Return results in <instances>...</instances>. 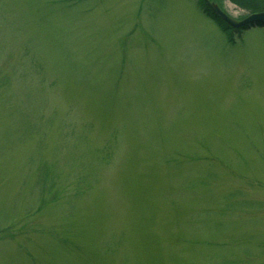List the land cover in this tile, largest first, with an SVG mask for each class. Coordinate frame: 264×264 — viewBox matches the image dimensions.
Listing matches in <instances>:
<instances>
[{
    "label": "rangeland",
    "instance_id": "obj_1",
    "mask_svg": "<svg viewBox=\"0 0 264 264\" xmlns=\"http://www.w3.org/2000/svg\"><path fill=\"white\" fill-rule=\"evenodd\" d=\"M232 28L0 0V264H264V27Z\"/></svg>",
    "mask_w": 264,
    "mask_h": 264
},
{
    "label": "water",
    "instance_id": "obj_2",
    "mask_svg": "<svg viewBox=\"0 0 264 264\" xmlns=\"http://www.w3.org/2000/svg\"><path fill=\"white\" fill-rule=\"evenodd\" d=\"M206 5L211 9V11L223 19L228 25L234 28L240 27H250L256 25H264V12L250 14L242 20H235L221 10L215 3L210 2L209 0H203Z\"/></svg>",
    "mask_w": 264,
    "mask_h": 264
},
{
    "label": "trees",
    "instance_id": "obj_3",
    "mask_svg": "<svg viewBox=\"0 0 264 264\" xmlns=\"http://www.w3.org/2000/svg\"><path fill=\"white\" fill-rule=\"evenodd\" d=\"M199 6L202 9V11L204 12V14L209 17L210 19H212L214 21V23L217 24L218 28L222 31V32H228L230 30L233 29L232 27H230L227 23H225L220 17H218L217 15H215L206 5L202 0H199ZM208 8V9H207ZM227 39L229 41H233L231 37H227Z\"/></svg>",
    "mask_w": 264,
    "mask_h": 264
}]
</instances>
